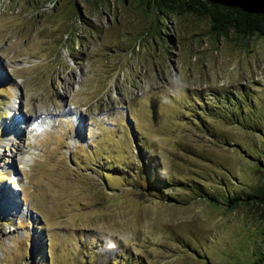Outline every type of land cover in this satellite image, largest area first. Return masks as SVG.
Instances as JSON below:
<instances>
[{
	"label": "rangeland",
	"instance_id": "374dc122",
	"mask_svg": "<svg viewBox=\"0 0 264 264\" xmlns=\"http://www.w3.org/2000/svg\"><path fill=\"white\" fill-rule=\"evenodd\" d=\"M263 176V37L0 0V264H264L262 205L225 204Z\"/></svg>",
	"mask_w": 264,
	"mask_h": 264
},
{
	"label": "trees",
	"instance_id": "16d2710c",
	"mask_svg": "<svg viewBox=\"0 0 264 264\" xmlns=\"http://www.w3.org/2000/svg\"><path fill=\"white\" fill-rule=\"evenodd\" d=\"M148 11H156L160 15L193 14L208 20L211 32L225 35L228 32L244 37L257 35L264 38V0H140ZM209 110V109H208ZM210 112V111H207ZM237 113V111H236ZM235 110H224L221 117L236 116ZM147 156V162L149 161ZM151 187L163 190L165 183L156 176V172L146 171ZM253 192L234 194L227 197L225 204L230 210L239 206L262 205L264 210V176ZM204 197L214 201L211 195L204 192ZM259 222V220H256ZM264 225V223H263Z\"/></svg>",
	"mask_w": 264,
	"mask_h": 264
},
{
	"label": "bare ground",
	"instance_id": "6f19581e",
	"mask_svg": "<svg viewBox=\"0 0 264 264\" xmlns=\"http://www.w3.org/2000/svg\"><path fill=\"white\" fill-rule=\"evenodd\" d=\"M36 113V112H35ZM39 113V112H38ZM42 114H45V113H42ZM42 114H35L36 115V118L37 119H39V116H41ZM53 114V112L52 111H50L48 114H46V116H44V117H50L51 115ZM35 120V119H34ZM25 121H29V122H31L30 121V119L29 118H26L25 119ZM33 121V120H32ZM36 125H37V123H35ZM35 124H32L31 123V125H35ZM27 125H30L29 123H27L25 126H27ZM8 194V193H7ZM12 197V196H11ZM16 201V200H15ZM6 207V206H5ZM8 210V209H7Z\"/></svg>",
	"mask_w": 264,
	"mask_h": 264
}]
</instances>
